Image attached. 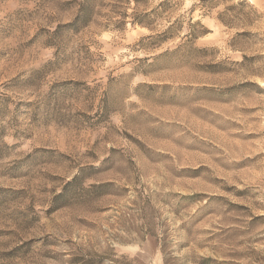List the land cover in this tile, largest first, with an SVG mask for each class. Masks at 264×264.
<instances>
[{
	"label": "rangeland",
	"instance_id": "1",
	"mask_svg": "<svg viewBox=\"0 0 264 264\" xmlns=\"http://www.w3.org/2000/svg\"><path fill=\"white\" fill-rule=\"evenodd\" d=\"M165 261L264 264V0H0V264Z\"/></svg>",
	"mask_w": 264,
	"mask_h": 264
},
{
	"label": "trees",
	"instance_id": "2",
	"mask_svg": "<svg viewBox=\"0 0 264 264\" xmlns=\"http://www.w3.org/2000/svg\"><path fill=\"white\" fill-rule=\"evenodd\" d=\"M110 186L109 183H98V184H90L89 185V188H88V191L89 192H94V193H97L98 196H101L103 194H105V189L106 187ZM129 264H135L133 262H130ZM165 264H167V262L165 261Z\"/></svg>",
	"mask_w": 264,
	"mask_h": 264
}]
</instances>
